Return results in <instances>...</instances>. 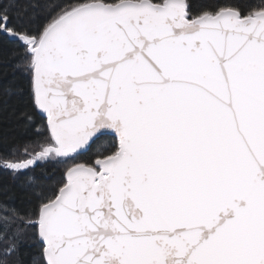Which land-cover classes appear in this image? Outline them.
Returning a JSON list of instances; mask_svg holds the SVG:
<instances>
[{
    "label": "snow or ice",
    "instance_id": "snow-or-ice-1",
    "mask_svg": "<svg viewBox=\"0 0 264 264\" xmlns=\"http://www.w3.org/2000/svg\"><path fill=\"white\" fill-rule=\"evenodd\" d=\"M0 264H264V0H0Z\"/></svg>",
    "mask_w": 264,
    "mask_h": 264
}]
</instances>
